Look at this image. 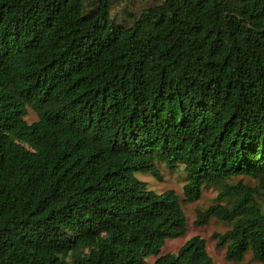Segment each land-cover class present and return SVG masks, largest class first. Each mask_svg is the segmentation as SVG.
<instances>
[{
  "label": "trees",
  "instance_id": "16d2710c",
  "mask_svg": "<svg viewBox=\"0 0 264 264\" xmlns=\"http://www.w3.org/2000/svg\"><path fill=\"white\" fill-rule=\"evenodd\" d=\"M160 164L264 264V0H0V264H216Z\"/></svg>",
  "mask_w": 264,
  "mask_h": 264
},
{
  "label": "rangeland",
  "instance_id": "374dc122",
  "mask_svg": "<svg viewBox=\"0 0 264 264\" xmlns=\"http://www.w3.org/2000/svg\"><path fill=\"white\" fill-rule=\"evenodd\" d=\"M37 114L29 108V113L26 117L28 122H33L37 120ZM160 169L163 173V180L159 181L150 173H136V176L148 182V186L150 189L161 193L165 190H174L176 194L179 196L182 207L187 216V232L185 235L170 238L167 240L166 244L163 246L161 250V254L166 253H176L179 248L191 237L194 235H200L206 239L207 249L210 255L213 257L216 264H244L247 261H250L252 258V254L248 253L243 262L236 263L231 262L226 259L225 248H218L217 241L213 237L214 232L224 233L227 229H229L232 224L225 223L216 218L210 220L207 225L199 226L195 223L197 210L206 209L210 205L215 202V198L220 192V187H209L203 190L202 196L195 202H184V185L186 184V175L183 165H179L176 168H169L165 164H160ZM240 179H243L245 183H248L252 186H256L258 183L255 179L248 176H239L232 181V183H236ZM260 199V198H259ZM157 256H149L147 257V261L154 262Z\"/></svg>",
  "mask_w": 264,
  "mask_h": 264
}]
</instances>
